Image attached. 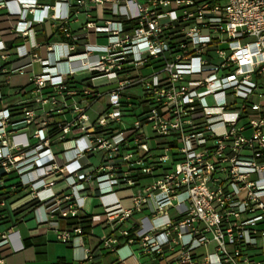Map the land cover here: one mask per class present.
Returning <instances> with one entry per match:
<instances>
[{
    "label": "built area",
    "instance_id": "built-area-1",
    "mask_svg": "<svg viewBox=\"0 0 264 264\" xmlns=\"http://www.w3.org/2000/svg\"><path fill=\"white\" fill-rule=\"evenodd\" d=\"M14 1L30 15L17 33L41 25L61 40L17 48L41 69L19 116L0 111V184L27 191L61 242L83 234L56 221L96 194L91 229L106 233L92 249L81 242L80 264L122 247L134 264H264V0ZM79 74L87 83L68 88ZM55 142L70 159L57 161ZM13 234H0V264Z\"/></svg>",
    "mask_w": 264,
    "mask_h": 264
},
{
    "label": "crops",
    "instance_id": "crops-1",
    "mask_svg": "<svg viewBox=\"0 0 264 264\" xmlns=\"http://www.w3.org/2000/svg\"><path fill=\"white\" fill-rule=\"evenodd\" d=\"M4 3V7H0V42L5 46L0 54L6 55L5 61H0V111L3 109H20L32 100L34 94L29 85V77L32 74L40 72V64L31 62L30 57L19 58L16 51L18 47L23 49H31L33 45H42L47 42H59L61 36L58 33L48 35L47 28L41 25H32L25 31V35L17 33L15 26L17 22L21 28L25 21H29L30 15L27 10L22 9L14 0H0ZM24 21L20 18L24 17ZM19 28V29H20ZM31 29L32 31L30 32ZM33 32L35 34L33 35ZM64 47H59L56 52L64 54ZM35 53L39 52L34 49ZM31 65L25 69V73L18 74L12 71L15 68ZM85 76L76 75L74 80L80 81ZM96 110V109H95ZM31 129L27 131L30 134ZM79 146L86 144V139L77 141ZM68 145L53 143L52 150L56 154L57 161H66L71 158V153H62L63 149ZM80 162V161H79ZM81 163H85L81 160ZM14 180H4L0 184V200H5L6 206L0 209L2 218L0 219V234L9 232L13 234L14 251L3 258L4 264H80L84 258V250L81 242L86 247L92 249L98 243L100 235L93 227L91 235L82 238L72 236L67 242L56 240V230L49 228L46 224L40 223L45 216V210L34 206V201L30 200L27 191L20 188L12 190ZM65 183H58L53 187L54 191L64 189ZM69 193V190L65 191ZM122 192V191H120ZM117 195H119V193ZM89 198H96L92 200ZM124 198V197H121ZM78 204L82 205L81 213L87 215H100L102 213L99 206L100 200L96 194L89 195L83 200L75 197ZM124 203V202H123ZM93 205L95 210L90 212ZM80 216V211H79ZM56 229L59 231H70L72 228L68 226L67 219H58L56 221ZM91 227V224H90ZM89 230V232H90ZM104 234L106 230H103ZM132 249L122 247L115 254L101 252L98 258L99 263L108 264L109 262L120 258L123 264H134L137 257L130 255Z\"/></svg>",
    "mask_w": 264,
    "mask_h": 264
},
{
    "label": "rangeland",
    "instance_id": "rangeland-1",
    "mask_svg": "<svg viewBox=\"0 0 264 264\" xmlns=\"http://www.w3.org/2000/svg\"><path fill=\"white\" fill-rule=\"evenodd\" d=\"M80 20H82V15H80ZM104 43V40L103 39H98L97 40V44H103ZM101 82V80H99L98 81V83H100ZM110 87L108 86V87H101V91L102 92H106L108 89H109ZM133 92L134 93H136V94H138V95H140L141 94V91H140V89H134L133 90ZM229 102V98H226L225 100H214L212 97H208L207 98V102H208V104L209 105H220V104H222L223 102ZM105 102H106V98L103 96L102 98H100L95 104H94V106L92 107L93 109H96V110H98V111H101V109H103V107H104V105H105ZM89 114L93 117V118H95V113L92 111V110H89ZM131 121V119L130 118H127L126 119V122H130ZM148 130H147V136L148 137H150L151 135H152V133L150 132V130H149V128H147ZM154 143H155V140H153V139H150L149 140V144L150 145H154ZM91 161L94 163V164H96L97 163V161H98V157L96 156V157H94V158H91ZM63 183V182H62ZM128 194H129V191L128 190H126V191H122V192H120L119 193V195L121 196V197H126V196H128ZM89 199H92V200H97L96 198H89ZM93 205L94 204H92L91 205V207H90V212H93V211H95V210H98V208H96V209H94L93 208ZM124 205L125 206H128L129 204H128V201H124ZM95 230L96 231H98V234L100 235V236H102L104 233V231L101 229V228H99V226H97V227H95Z\"/></svg>",
    "mask_w": 264,
    "mask_h": 264
},
{
    "label": "trees",
    "instance_id": "trees-1",
    "mask_svg": "<svg viewBox=\"0 0 264 264\" xmlns=\"http://www.w3.org/2000/svg\"><path fill=\"white\" fill-rule=\"evenodd\" d=\"M87 83V80H84L83 82L80 81H73V80H69L67 82L68 88L74 89L76 91H80V87L83 86L84 84ZM12 116H19L20 114V109L16 108V109H11L9 110ZM90 215L84 214V215H80L77 216L75 218H69L67 219V224L68 226L71 227H80L82 230V234L84 236H89L90 235Z\"/></svg>",
    "mask_w": 264,
    "mask_h": 264
}]
</instances>
